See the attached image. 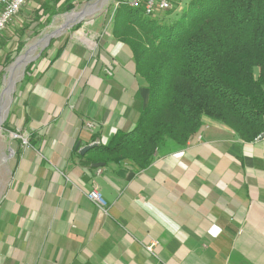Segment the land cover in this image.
Returning a JSON list of instances; mask_svg holds the SVG:
<instances>
[{
	"label": "crops",
	"instance_id": "obj_1",
	"mask_svg": "<svg viewBox=\"0 0 264 264\" xmlns=\"http://www.w3.org/2000/svg\"><path fill=\"white\" fill-rule=\"evenodd\" d=\"M110 17L51 39L0 121V264H264L263 139L206 120L141 170L75 149L130 130L147 100Z\"/></svg>",
	"mask_w": 264,
	"mask_h": 264
},
{
	"label": "trees",
	"instance_id": "obj_2",
	"mask_svg": "<svg viewBox=\"0 0 264 264\" xmlns=\"http://www.w3.org/2000/svg\"><path fill=\"white\" fill-rule=\"evenodd\" d=\"M115 1L111 33L130 49L147 100L130 130L90 154L141 170L160 146L184 147L206 120L243 141L264 136V0H171L150 14Z\"/></svg>",
	"mask_w": 264,
	"mask_h": 264
},
{
	"label": "rangeland",
	"instance_id": "obj_3",
	"mask_svg": "<svg viewBox=\"0 0 264 264\" xmlns=\"http://www.w3.org/2000/svg\"><path fill=\"white\" fill-rule=\"evenodd\" d=\"M187 1L173 0L172 5L181 7ZM115 4V0L27 1L0 33V121L5 111L14 107L26 68L39 57L51 39L75 29L78 24L86 26L98 15L104 14V22L108 23L110 9ZM145 13L151 12L145 10ZM2 132L3 121L0 135ZM1 154L3 149H0Z\"/></svg>",
	"mask_w": 264,
	"mask_h": 264
},
{
	"label": "built area",
	"instance_id": "obj_4",
	"mask_svg": "<svg viewBox=\"0 0 264 264\" xmlns=\"http://www.w3.org/2000/svg\"><path fill=\"white\" fill-rule=\"evenodd\" d=\"M28 0H0V33L5 29L8 23L16 16L20 9L27 3ZM171 0H129L128 4H132L135 7L140 5L146 11L153 12L154 10H164L170 7ZM118 4H115V7ZM106 72L111 74V70L106 68ZM88 127H92V123H86ZM264 140V136L261 137ZM23 144H27V138L21 136ZM86 197L92 201L98 208L103 209L106 207V200L102 193L96 188H92L85 193ZM156 245L155 241H152L145 246L148 252H153V248Z\"/></svg>",
	"mask_w": 264,
	"mask_h": 264
},
{
	"label": "water",
	"instance_id": "obj_5",
	"mask_svg": "<svg viewBox=\"0 0 264 264\" xmlns=\"http://www.w3.org/2000/svg\"><path fill=\"white\" fill-rule=\"evenodd\" d=\"M262 139V138H260ZM95 144H90V145H85V146H82V147H79L80 146V143L77 142L75 144V149L79 151V153L83 154L86 150H88L89 148H91L92 146H94ZM104 165V162H94L92 164L93 167H100V166H103ZM133 175V173L131 172L128 176V178H130L131 176Z\"/></svg>",
	"mask_w": 264,
	"mask_h": 264
},
{
	"label": "bare ground",
	"instance_id": "obj_6",
	"mask_svg": "<svg viewBox=\"0 0 264 264\" xmlns=\"http://www.w3.org/2000/svg\"><path fill=\"white\" fill-rule=\"evenodd\" d=\"M130 5H132V4H130ZM132 6H134V5H132ZM147 12H149V11H147ZM149 14V13H148ZM82 14H78V16H81Z\"/></svg>",
	"mask_w": 264,
	"mask_h": 264
}]
</instances>
